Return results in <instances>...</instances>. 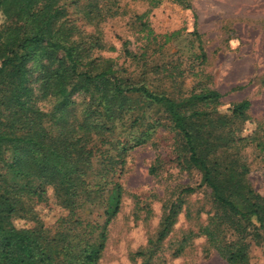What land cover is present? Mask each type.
Listing matches in <instances>:
<instances>
[{
  "label": "trees",
  "instance_id": "trees-1",
  "mask_svg": "<svg viewBox=\"0 0 264 264\" xmlns=\"http://www.w3.org/2000/svg\"><path fill=\"white\" fill-rule=\"evenodd\" d=\"M64 1L0 0V14L17 24L0 32V264H100L107 227L118 215L123 199L121 184L109 182L108 177L115 175L116 166L131 149L147 143L163 125L149 117L153 108L164 114L175 133L181 165L197 170L202 184L211 190L216 212L200 233L228 264H248L244 240L253 237L259 243L264 238V197L252 189L245 167L219 155L240 150L248 141L238 137L237 131L238 123L248 120L251 102L232 104L222 113L223 95L217 90L206 88L176 96L153 89L145 73L142 81L123 76L120 73L125 70L116 68L112 60L104 61L100 70L93 58L95 48H103L100 38L85 39L84 32L66 18L69 8ZM108 1L88 0L84 16L90 21L97 19L102 15L101 4ZM162 1L150 0L154 6ZM173 1L191 8L185 0ZM142 26L148 47L155 42L162 49L177 35L157 36L146 23ZM143 53L139 56L125 49V54L138 62L147 50ZM34 55L57 61L45 81V95L51 94L57 102L51 113L32 104L27 63ZM77 93L89 97L81 115L75 112L72 100ZM128 116L132 128L148 124L147 130L131 132L127 142L113 144L109 135L118 129L123 134ZM7 152L13 153L11 161L6 159ZM97 158L102 166L99 170ZM47 189L53 190L66 211L55 230L37 218L27 200L43 201ZM193 191L188 188L183 192ZM94 194L97 198L107 196V219L102 226L82 220L78 213L81 201L88 203ZM183 204L181 198L171 204L157 244L152 242L155 245L146 254H154L155 247L170 234ZM17 219L34 226L18 228ZM225 226L233 229L238 241H224ZM181 251L180 247L177 253Z\"/></svg>",
  "mask_w": 264,
  "mask_h": 264
},
{
  "label": "rangeland",
  "instance_id": "rangeland-1",
  "mask_svg": "<svg viewBox=\"0 0 264 264\" xmlns=\"http://www.w3.org/2000/svg\"><path fill=\"white\" fill-rule=\"evenodd\" d=\"M185 1L191 8L173 0H164L158 6L150 0H109L101 4L102 15L92 21L84 16L88 0H66L63 4L69 8L66 18L84 32L86 40L100 38L103 48L96 47L93 53L100 70L105 67L104 61L112 60L116 68L125 70L120 73L123 76L142 81L145 73L153 89L168 90L176 96L206 88L217 90L223 95L222 113H227L232 104L250 101L248 120L238 123L237 131L238 137L248 141L242 143L240 150L219 156L245 167L252 189L264 197V0ZM143 23L157 36L177 35L162 49L155 42L148 47ZM16 25L0 14V32ZM126 47L139 56L147 50L146 57L138 62L125 54ZM56 62L34 55L27 63L32 104L49 113L57 102L51 94L45 95V81L51 77ZM72 100L75 112L81 115L89 97L77 93ZM133 100H137L136 96ZM148 114L163 125L147 143L131 149L116 166L115 175L108 177L109 182L121 184L123 199L118 215L107 227L108 240L100 264H228L200 233L216 212L211 190L202 184L197 170L181 165L176 136L164 114L158 108ZM127 122L121 130L123 134L118 129L109 135L113 144L125 143L129 133L148 128V124L132 128L129 116ZM5 156L8 161L13 159L12 152ZM95 164L98 170L102 168L99 158ZM188 188L194 191L184 193ZM96 198L94 194L88 203L81 201L83 207L78 213L82 220L102 226L107 219V196ZM180 198L184 204L170 234L155 247L154 254H146L157 244L169 207ZM27 200L50 230H55L59 218L66 215L52 189H47L43 201ZM15 225L24 228L34 223L17 219ZM224 229L225 242L239 240L233 229ZM244 242L248 245V264H264V238L258 243L248 237ZM180 247L182 251L177 253Z\"/></svg>",
  "mask_w": 264,
  "mask_h": 264
}]
</instances>
